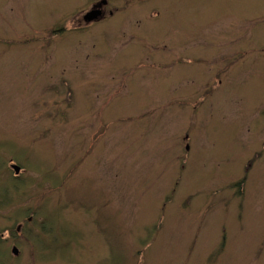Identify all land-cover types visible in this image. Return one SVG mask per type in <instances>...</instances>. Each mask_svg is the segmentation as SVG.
<instances>
[{
  "label": "rangeland",
  "instance_id": "obj_1",
  "mask_svg": "<svg viewBox=\"0 0 264 264\" xmlns=\"http://www.w3.org/2000/svg\"><path fill=\"white\" fill-rule=\"evenodd\" d=\"M100 1L0 0V255L264 264V0Z\"/></svg>",
  "mask_w": 264,
  "mask_h": 264
},
{
  "label": "water",
  "instance_id": "obj_2",
  "mask_svg": "<svg viewBox=\"0 0 264 264\" xmlns=\"http://www.w3.org/2000/svg\"><path fill=\"white\" fill-rule=\"evenodd\" d=\"M101 14V11L98 10V9H92L91 11H89L85 16H84V19L85 21L87 22H90V21H93L95 19H97ZM14 169L16 171V173L19 172V167L17 166H14Z\"/></svg>",
  "mask_w": 264,
  "mask_h": 264
},
{
  "label": "flooded vegetation",
  "instance_id": "obj_3",
  "mask_svg": "<svg viewBox=\"0 0 264 264\" xmlns=\"http://www.w3.org/2000/svg\"><path fill=\"white\" fill-rule=\"evenodd\" d=\"M104 10H105V8H104ZM6 232H7V239H10L11 235H10L9 231L7 230ZM3 260H5V263L2 262ZM9 261H10V258H8L7 256L2 257V255H0V264H9L8 263Z\"/></svg>",
  "mask_w": 264,
  "mask_h": 264
}]
</instances>
